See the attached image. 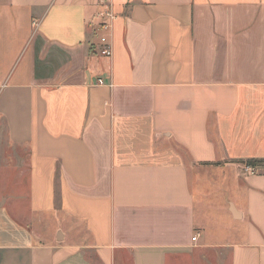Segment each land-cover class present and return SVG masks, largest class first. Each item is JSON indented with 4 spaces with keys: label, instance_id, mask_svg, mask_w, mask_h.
I'll list each match as a JSON object with an SVG mask.
<instances>
[{
    "label": "crops",
    "instance_id": "1",
    "mask_svg": "<svg viewBox=\"0 0 264 264\" xmlns=\"http://www.w3.org/2000/svg\"><path fill=\"white\" fill-rule=\"evenodd\" d=\"M249 159L264 0H0V264H264Z\"/></svg>",
    "mask_w": 264,
    "mask_h": 264
},
{
    "label": "rangeland",
    "instance_id": "2",
    "mask_svg": "<svg viewBox=\"0 0 264 264\" xmlns=\"http://www.w3.org/2000/svg\"><path fill=\"white\" fill-rule=\"evenodd\" d=\"M1 149H3V150L7 149L10 151L13 159H15L14 161L13 160L10 161V163L12 165H14L15 161H16V158L14 156L18 155L21 152V150L18 148H10L7 145L2 147ZM12 168H14V166H9V167L5 166L4 160H1V162H0V198H2L1 195L7 194V193H5V192H7V189H9L8 193H10L12 195H17L18 192L20 193V192L24 191L23 187H17V184H20L22 182L21 180H23V178L21 177L22 175L20 176V174L11 173L10 170ZM16 175H18V176H16ZM16 180L18 181V183L16 182ZM4 187L7 189L5 190Z\"/></svg>",
    "mask_w": 264,
    "mask_h": 264
},
{
    "label": "built area",
    "instance_id": "3",
    "mask_svg": "<svg viewBox=\"0 0 264 264\" xmlns=\"http://www.w3.org/2000/svg\"><path fill=\"white\" fill-rule=\"evenodd\" d=\"M108 16H110L111 18L114 17V16H113L112 14H110V13H108ZM102 42L105 43V46L102 48L101 53H102L103 55H110V54H111V47H110V45L107 43V40H106L105 37H102ZM97 83H99V84H104V83H105L104 78H102V77L98 78V79H97ZM247 169L250 170L252 173L255 171V167L252 166V165L248 166ZM193 239L196 240V239H197V236H194Z\"/></svg>",
    "mask_w": 264,
    "mask_h": 264
},
{
    "label": "trees",
    "instance_id": "4",
    "mask_svg": "<svg viewBox=\"0 0 264 264\" xmlns=\"http://www.w3.org/2000/svg\"><path fill=\"white\" fill-rule=\"evenodd\" d=\"M264 159H249L247 160L248 164L257 165L259 163H263Z\"/></svg>",
    "mask_w": 264,
    "mask_h": 264
}]
</instances>
